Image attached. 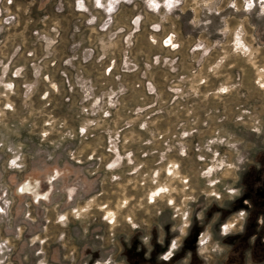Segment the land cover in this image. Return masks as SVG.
Masks as SVG:
<instances>
[{
  "label": "rangeland",
  "instance_id": "rangeland-1",
  "mask_svg": "<svg viewBox=\"0 0 264 264\" xmlns=\"http://www.w3.org/2000/svg\"><path fill=\"white\" fill-rule=\"evenodd\" d=\"M262 175L264 0H0V264H264Z\"/></svg>",
  "mask_w": 264,
  "mask_h": 264
},
{
  "label": "crops",
  "instance_id": "crops-1",
  "mask_svg": "<svg viewBox=\"0 0 264 264\" xmlns=\"http://www.w3.org/2000/svg\"><path fill=\"white\" fill-rule=\"evenodd\" d=\"M243 204L244 205H246V206H248V202L247 201H244L243 202ZM243 211V213H244V215L243 216H239V215H237L236 213H233L227 220H225V223L223 224V225H221L220 226V232H219V235H222L223 237H226L225 239H231L232 237H234V236H237V235H242V233H243V223H245V221H246V218H247V209L246 210H242ZM230 215V214H229ZM229 221H234V226L233 227H231L232 226V224L229 226V224H228V226L229 227H231L229 230H225L224 229V227H225V225H226V223L227 222H229ZM263 221H264V216H263V214H260V215H258V217H257V219H256V222H257V226H256V228H255V231L252 233V234H249V235H251L250 237H249V239H250V242H251V244L249 245L251 248H252V245H253V241L255 240V238H257L258 236H260V235H263L262 236V241L264 242V230L261 228L262 227V224H263ZM205 235H208L207 233H199L198 234V239L200 240V239H203L204 238V236ZM247 235V234H246ZM137 239L138 240H140L141 241V238H139V237H137ZM151 240V236H149V241L147 242V240L146 239H143L142 241H143V243H144V245H145V247L147 248V250H146V253H145V256L146 255H150V254H155V249H156V247L158 246V244L160 243L158 240H156L154 237L152 238V240ZM234 241V240H233ZM150 242L152 243V245L150 246V247H148V243L150 244ZM236 242V241H235ZM234 242V247L231 249V253H230V256L231 257H236V258H238L239 257V255H240V253H241V250H242V246H241V244H242V242H237V243H235ZM161 244V243H160ZM162 245V244H161ZM164 247V252H162V254H160V257H161V259H163V260H168V258L167 257H165V258H167V259H164V257L162 256V255H165V256H167L168 254H170L169 252L172 250V247L170 246H163ZM246 248V247H245ZM244 248V249H245ZM249 250H250V248H248ZM246 250H247V248H246ZM246 254H247V256H248V251H246L245 252ZM169 256V255H168ZM163 257V258H162Z\"/></svg>",
  "mask_w": 264,
  "mask_h": 264
},
{
  "label": "trees",
  "instance_id": "trees-1",
  "mask_svg": "<svg viewBox=\"0 0 264 264\" xmlns=\"http://www.w3.org/2000/svg\"><path fill=\"white\" fill-rule=\"evenodd\" d=\"M248 191L251 192L250 193L251 196L249 198V202L247 206V218H246L245 226H244V233H246L247 235L252 234L255 231V228L257 226L256 219L258 215L263 214L264 216V201L257 204L256 199L254 198L255 190L254 191L248 190ZM261 228L264 230V221H263ZM255 254H256V251L254 253V257H256Z\"/></svg>",
  "mask_w": 264,
  "mask_h": 264
},
{
  "label": "clouds",
  "instance_id": "clouds-1",
  "mask_svg": "<svg viewBox=\"0 0 264 264\" xmlns=\"http://www.w3.org/2000/svg\"><path fill=\"white\" fill-rule=\"evenodd\" d=\"M236 214L239 215V216H243L244 215V213H243L242 210L241 211H238Z\"/></svg>",
  "mask_w": 264,
  "mask_h": 264
},
{
  "label": "bare ground",
  "instance_id": "bare-ground-1",
  "mask_svg": "<svg viewBox=\"0 0 264 264\" xmlns=\"http://www.w3.org/2000/svg\"><path fill=\"white\" fill-rule=\"evenodd\" d=\"M20 189H21V187H20ZM19 190V189H18ZM32 192V191H31ZM36 198V197H35Z\"/></svg>",
  "mask_w": 264,
  "mask_h": 264
}]
</instances>
